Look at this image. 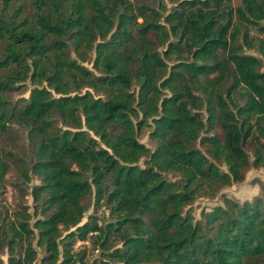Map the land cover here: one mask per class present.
I'll return each instance as SVG.
<instances>
[{
    "label": "trees",
    "instance_id": "obj_1",
    "mask_svg": "<svg viewBox=\"0 0 264 264\" xmlns=\"http://www.w3.org/2000/svg\"><path fill=\"white\" fill-rule=\"evenodd\" d=\"M250 166L264 0H0V264H264V186L189 205Z\"/></svg>",
    "mask_w": 264,
    "mask_h": 264
},
{
    "label": "rangeland",
    "instance_id": "obj_2",
    "mask_svg": "<svg viewBox=\"0 0 264 264\" xmlns=\"http://www.w3.org/2000/svg\"><path fill=\"white\" fill-rule=\"evenodd\" d=\"M234 4L238 2V0H233ZM246 52L253 53L255 55H260L256 50L252 48H246ZM30 84L27 83V86L22 87L21 89L15 90L11 96L15 100L17 97L27 96L30 88ZM20 132V133H19ZM14 137L4 138L3 143L17 149L20 152H28L29 145L27 140L24 136V133L18 130H14ZM18 133V134H17ZM17 134V135H16ZM139 140L143 141L144 143L148 144L149 146H153L154 142L148 136L147 130H144L142 133L139 134ZM8 178H17L14 169L12 168L8 174ZM33 182H36L37 179L34 177L32 178ZM262 186H264V167L263 166H250L246 172L245 177L240 182H233L230 185H226L222 187L214 196H207V195H199L196 197L190 205L192 209L193 215L195 217L200 216V211L202 209H208L215 204L222 203V196L221 192L225 194L238 198L239 200L243 199H251L254 195L259 194L262 190ZM11 188H9L7 194L10 198ZM27 202L31 204V198L26 197ZM92 210L90 206L89 209L86 211L85 216ZM39 251V249H38ZM40 253V252H39ZM98 254V250H93L90 247L87 248V256L89 259L96 256ZM5 259V255H1ZM38 259L33 263L37 264Z\"/></svg>",
    "mask_w": 264,
    "mask_h": 264
}]
</instances>
